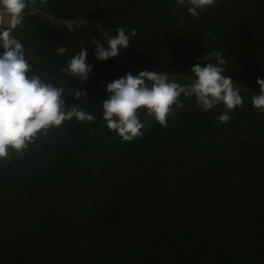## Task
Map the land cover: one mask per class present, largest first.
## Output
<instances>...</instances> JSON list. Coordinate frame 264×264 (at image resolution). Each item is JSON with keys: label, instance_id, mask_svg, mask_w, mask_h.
I'll use <instances>...</instances> for the list:
<instances>
[{"label": "trees", "instance_id": "trees-1", "mask_svg": "<svg viewBox=\"0 0 264 264\" xmlns=\"http://www.w3.org/2000/svg\"><path fill=\"white\" fill-rule=\"evenodd\" d=\"M188 7L30 0L13 35L32 71L63 88L66 109L95 120L65 121L0 161V264H264V112L251 104L264 79V0H216L198 16ZM119 27L135 30L131 45L98 60L92 40ZM82 49L93 66L83 83L61 71ZM213 51L242 106L203 110L181 94L166 127L141 108V136L123 141L107 128L108 83L148 70L188 84Z\"/></svg>", "mask_w": 264, "mask_h": 264}, {"label": "clouds", "instance_id": "clouds-1", "mask_svg": "<svg viewBox=\"0 0 264 264\" xmlns=\"http://www.w3.org/2000/svg\"><path fill=\"white\" fill-rule=\"evenodd\" d=\"M29 2L0 0V47L3 48L0 53V161L10 160L13 152L23 155L24 150L40 135H47L50 129L60 127L65 121L73 118L81 122L95 120V116L77 106L66 109L63 88L46 82L36 70L32 71L23 44L13 35L23 20ZM176 2L183 5L185 0ZM187 3L190 5L187 11L192 16H198L201 11L214 6L216 0H187ZM115 31L116 35H108L106 41L92 40L98 60L115 57L121 49L131 45L130 36L135 35V30L127 32L126 27H119ZM55 51L62 55L67 49L60 46ZM86 56V49H82L66 61V67L61 71L81 83L86 82L93 69L86 63ZM200 59L206 63L203 66L199 62L192 65L188 84H178L170 81L166 73L148 70H141L137 75L127 72L108 83V96L101 103L107 128L114 130L123 141L141 136L143 124L138 117L141 108L166 127L169 115L174 114L173 105L182 106L178 99L181 94L195 97L203 110H210L218 104H223L229 111L242 106L240 89L225 75L226 60L222 53L209 52ZM211 60L215 63L209 62ZM256 83L259 94L251 96V104L264 112V79L257 78ZM81 95L86 97L84 91L76 89L75 98ZM229 111L219 115L220 122L230 121Z\"/></svg>", "mask_w": 264, "mask_h": 264}, {"label": "built area", "instance_id": "built-area-1", "mask_svg": "<svg viewBox=\"0 0 264 264\" xmlns=\"http://www.w3.org/2000/svg\"><path fill=\"white\" fill-rule=\"evenodd\" d=\"M68 24H69L70 26H74V25L77 24V26H78V25H79V22H78V20H75V21H72V22H68Z\"/></svg>", "mask_w": 264, "mask_h": 264}]
</instances>
